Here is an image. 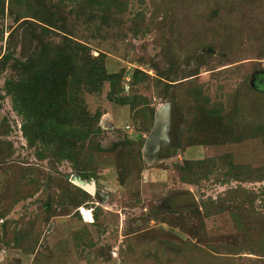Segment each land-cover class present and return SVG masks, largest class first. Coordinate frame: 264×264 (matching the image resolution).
<instances>
[{"label":"rangeland","instance_id":"1","mask_svg":"<svg viewBox=\"0 0 264 264\" xmlns=\"http://www.w3.org/2000/svg\"><path fill=\"white\" fill-rule=\"evenodd\" d=\"M36 1L66 16L67 36L89 46L78 55L104 53L129 103L109 98V81L81 85L101 131L53 158L44 147L54 130L38 121L30 144L5 90L15 59L0 61V264H187L159 238L190 239L214 254L196 264H264L243 247L245 227L264 218V178L239 171L264 166V132L253 134L250 123L257 110L264 125V0ZM59 32L45 38L61 41ZM35 45L29 23L0 15V58L25 60ZM190 94L202 105L188 104ZM207 159L216 161L208 170ZM198 161L199 181L182 180L179 167ZM75 177L94 181L96 192ZM238 187L246 192L226 200L227 210L205 214V202ZM188 191L198 205L171 206Z\"/></svg>","mask_w":264,"mask_h":264},{"label":"trees","instance_id":"2","mask_svg":"<svg viewBox=\"0 0 264 264\" xmlns=\"http://www.w3.org/2000/svg\"><path fill=\"white\" fill-rule=\"evenodd\" d=\"M36 2V0H0V15L8 11L15 14L17 21L29 23L36 39L35 48L25 60L9 55L0 58L4 65L11 58L15 59L11 68L16 73L6 79L5 90L7 94L12 96L14 109L25 117L22 128L30 144L39 136L34 128L35 124L38 121L42 124L47 123L54 130V143L52 147H44V150H50V154L54 156L53 158H58L60 152L65 151L70 153L71 156L70 150H74L75 139L82 140L85 143H93L91 139L101 131L99 125L101 113L89 114L86 112L87 109L82 103L83 98L80 93L81 85L87 83L96 85L98 82L103 84L105 81H109L112 88L108 96L111 100L125 104L129 103V98L126 95H118L123 90L119 87L123 76L122 73L110 74L106 72L104 61L101 58L104 53H100L99 56L94 58L89 53L87 57L86 54L78 55L81 54L80 49L84 50L88 45L67 36L69 34V24L66 16L57 18L52 11H43L44 3H42L41 9L39 2ZM58 3L65 5L64 0H60ZM52 30H55V32L59 30L64 33L61 34V41L45 38L46 33ZM79 60H83V63H80ZM156 81L159 84H165L162 80ZM260 93L263 94V92ZM187 100L188 104L192 102L194 108L202 105V100L197 99L192 94L189 95ZM236 107L242 109L239 105ZM206 111L209 112V109ZM257 113L256 110L255 117L258 116ZM255 117L254 122H250L253 125V134L258 133L259 130L263 133L264 125L258 123ZM225 120L226 124L233 121L228 116ZM42 141L45 142L44 139ZM129 144H131L130 140L122 142L124 147ZM140 144L143 145L141 141ZM86 150H90V148ZM73 160H75V157ZM200 163L203 162H185L183 166L179 167L182 173L181 179L184 181L190 180L189 182L200 179L199 175L203 173L201 168L197 166ZM206 163H208L206 165V170H208L210 167L215 166L216 161L215 159H207ZM76 168L79 170L78 164ZM239 171L245 176L242 179L264 178V166L260 168L243 166ZM187 174L196 176L197 179H190ZM248 174L251 176L246 177ZM81 175L84 179L87 178V174ZM243 192H246L245 189L238 187L228 191L226 197L219 199L217 204L215 202H205L204 209L208 212L205 214L210 215L227 210L226 200L231 198L233 194L241 195ZM192 209L198 211L196 207ZM245 229L248 234V242L244 243L243 247L246 246L245 248H251L257 253H261L260 255H264V218L258 217L252 225H247ZM156 241L161 245H166L168 252L175 255V257L183 256L187 264H196V261H200L203 254H207L209 258L214 255L208 249L206 250L202 244L193 242L190 239L181 243L160 238Z\"/></svg>","mask_w":264,"mask_h":264},{"label":"water","instance_id":"3","mask_svg":"<svg viewBox=\"0 0 264 264\" xmlns=\"http://www.w3.org/2000/svg\"><path fill=\"white\" fill-rule=\"evenodd\" d=\"M207 51L213 50L209 48ZM73 180L78 186L86 189L90 193L96 192V184L94 181L87 182L80 177H75ZM198 203L197 197L193 191L177 193L171 197V206L198 205Z\"/></svg>","mask_w":264,"mask_h":264}]
</instances>
